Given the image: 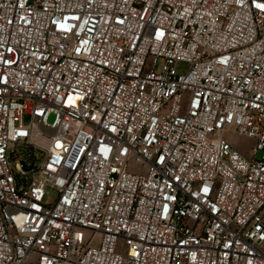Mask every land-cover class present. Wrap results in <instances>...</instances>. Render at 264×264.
<instances>
[{
  "label": "built area",
  "instance_id": "obj_1",
  "mask_svg": "<svg viewBox=\"0 0 264 264\" xmlns=\"http://www.w3.org/2000/svg\"><path fill=\"white\" fill-rule=\"evenodd\" d=\"M0 264H264V0H0Z\"/></svg>",
  "mask_w": 264,
  "mask_h": 264
},
{
  "label": "rangeland",
  "instance_id": "obj_2",
  "mask_svg": "<svg viewBox=\"0 0 264 264\" xmlns=\"http://www.w3.org/2000/svg\"><path fill=\"white\" fill-rule=\"evenodd\" d=\"M161 61L158 62L157 64V67H156V71H159L160 67H161ZM150 66V59H148L147 61V67L146 68H149ZM188 69V64H185V63H180L177 67V74H184ZM185 96V94H184ZM184 102H185V99H183V102H182V109L184 108ZM52 117L49 118V121H51ZM227 141L231 144V146L242 156L244 157L245 159L247 160H250L252 158V152H251V149L253 148L254 146V142L253 140L249 139V138H245V137H241V136H236V135H233L231 133H228V136H227ZM41 155L40 154L39 156V160L38 162L41 161ZM260 157V154H258L256 156V159H259ZM131 170H134V171H140L141 170V166L138 165V164H132L131 166ZM56 192L55 190L53 189H50V188H47L46 189V198L45 200L52 204L55 199H56ZM91 234L89 232H84V237L85 238H89ZM124 250L125 248L124 247H121L120 249V252L119 253H124Z\"/></svg>",
  "mask_w": 264,
  "mask_h": 264
},
{
  "label": "water",
  "instance_id": "obj_3",
  "mask_svg": "<svg viewBox=\"0 0 264 264\" xmlns=\"http://www.w3.org/2000/svg\"><path fill=\"white\" fill-rule=\"evenodd\" d=\"M31 169V166L24 168L25 171H29Z\"/></svg>",
  "mask_w": 264,
  "mask_h": 264
}]
</instances>
